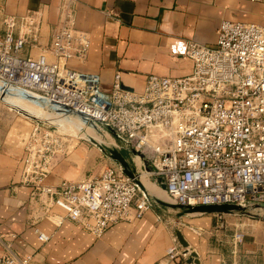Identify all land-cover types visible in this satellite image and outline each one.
Listing matches in <instances>:
<instances>
[{
	"label": "built area",
	"instance_id": "obj_1",
	"mask_svg": "<svg viewBox=\"0 0 264 264\" xmlns=\"http://www.w3.org/2000/svg\"><path fill=\"white\" fill-rule=\"evenodd\" d=\"M74 2L61 6L49 47L37 58L22 52L29 44L39 45L42 14L4 18L0 99L30 100L58 117L78 116L85 125L111 132L118 149L136 153L173 205L264 210V26L224 21L216 43L187 42L190 75H149L143 90L135 91L124 87L118 74L106 91L100 76L70 65L85 62L91 49L90 35L77 28ZM51 127L36 122L24 140L21 160L23 183L48 212L56 206L101 237L115 225L135 223L155 210L157 201L138 184L136 168L134 178L115 164L94 178L49 184L55 155L64 151ZM39 240L49 237L39 233ZM232 240L237 248L245 234L237 230ZM187 255L175 245L167 260L181 263ZM0 264L31 263L29 257L0 255Z\"/></svg>",
	"mask_w": 264,
	"mask_h": 264
},
{
	"label": "crops",
	"instance_id": "obj_2",
	"mask_svg": "<svg viewBox=\"0 0 264 264\" xmlns=\"http://www.w3.org/2000/svg\"><path fill=\"white\" fill-rule=\"evenodd\" d=\"M65 1L0 0V39L6 16L40 12L43 28L39 45L29 44L22 52L24 57H39L49 47L52 28L59 21ZM74 1L77 28L90 35L91 49L85 62L72 61L70 65L79 72L100 76L106 91L112 88L118 74L124 87L135 91L143 90L149 75H190L193 62L185 55L187 42L216 43L218 28L224 21L264 26V2ZM10 107L0 103V255L29 257L31 264H190L189 254L181 263L167 260L169 249L175 245L185 252L175 235L180 230L198 264H242V256L225 252L215 242L217 237L220 240L227 236L221 229L223 219L215 214L183 217L157 203L155 210L140 221L119 223L98 237L71 221L62 209L53 206L48 212V206L36 200L31 187L23 183L21 169L24 140L36 124V117L25 113L19 118ZM78 146L64 147L73 156L58 164L49 184L88 179L89 168L77 169L75 159L89 154L90 146ZM127 161L140 174L142 163L134 152ZM198 230L208 233L200 235ZM39 233L46 234L49 240L41 242Z\"/></svg>",
	"mask_w": 264,
	"mask_h": 264
},
{
	"label": "rangeland",
	"instance_id": "obj_3",
	"mask_svg": "<svg viewBox=\"0 0 264 264\" xmlns=\"http://www.w3.org/2000/svg\"><path fill=\"white\" fill-rule=\"evenodd\" d=\"M0 103L8 105V107L11 106L10 108L18 112L19 118L23 117L22 115H25V113H29L36 117L35 118L36 122L43 121V122L51 123L52 127L49 129V132L52 134L53 138H58L64 144V147L65 146L73 147V145L76 143H78L79 145L77 148L90 146L91 152H89V154L87 155L83 154L82 157H78L75 159L77 162L76 163L77 169H81L82 167L83 170H86V168L87 169L89 168L87 172L88 179L99 176L107 167H109V164L112 165L116 164L112 160L111 153L109 150L111 149V150L120 151V149H118V146H120V144L118 141H116V139L114 138L111 132L104 129H96L89 125H86L87 127L77 126L78 129L77 131H71L69 124L72 123H68V124L66 123L67 125H65L64 122L62 121L63 119L66 118L57 117L55 115H49L47 111L39 108L34 102L30 100H23L9 96L6 97L5 99H0ZM71 117H76L80 119V117L78 116H71ZM65 122L68 121L66 120ZM103 147L107 149L103 150L102 149ZM68 151L69 150H67L66 152L65 151L59 152L55 155L53 171L61 161H68L70 157L73 156L72 153L69 154ZM94 151H97V154H95ZM121 154L123 155L124 158H126V160L130 159L132 156V152H128V151H122ZM141 170H140V174H141L140 177L147 178L150 185L151 183L154 184L151 185V187L153 189L156 188L163 195L162 197H159L150 190L149 193L151 192L150 194L152 195L155 194L162 201L173 205L169 200V198L167 197L166 192L163 191L161 187L155 184V181L151 177H149V175L146 173V170H142V171ZM141 178H140V182H142ZM170 208H171L170 209L171 212L176 211V212H180V214L184 213V215L179 214V216H183V217L187 215L202 216V214L198 215L199 214L198 212H188L185 209L180 210V209H174L172 207ZM215 215L216 218L222 217L223 219L222 222H224L225 224V228H223V231L227 234V236L222 237L220 240L217 237V240L215 242L221 245L220 247L224 249L225 252L232 253L234 256L236 255L238 257L242 256L241 257L242 264H264V210L259 209L258 207H251L246 210L231 211L229 213L215 214ZM203 216L204 217L208 216V214H203ZM237 230H240L245 234V240L244 242L239 243L237 245V248H235L234 241L232 240V235ZM197 233L200 235L204 233L207 234L208 231L198 230ZM213 237H215L216 239V236ZM246 244L249 245L248 246L249 248L247 249L244 248V245ZM248 249L251 251L250 253H248Z\"/></svg>",
	"mask_w": 264,
	"mask_h": 264
},
{
	"label": "water",
	"instance_id": "obj_4",
	"mask_svg": "<svg viewBox=\"0 0 264 264\" xmlns=\"http://www.w3.org/2000/svg\"><path fill=\"white\" fill-rule=\"evenodd\" d=\"M103 150H106L107 148L103 147ZM111 153V158L112 160L119 165L122 169L123 172L125 173V175H127L130 178H134L136 175V169L131 167V165L129 164V162L126 160V158L123 157V155L121 154L120 151L117 150H109ZM134 154L136 155V153L134 152ZM138 184L143 188L142 183L139 181ZM163 189H165V187H163ZM158 204L162 205V206H167V207H172L174 209H180V210H186L188 212H198V213H206V214H225V213H229L231 211H239L242 210L240 207L238 206H231V205H224V206H200V207H196V208H184L181 206H176V205H171L168 204L162 200H156ZM180 215H184V213H181ZM175 235L177 237V240L179 241L180 245L182 246V248L185 250L186 254H189V261L188 263L192 264V263H196L198 264V261H196V254L191 253L190 249H189V244L188 242L185 240L183 233L180 230H176L175 231Z\"/></svg>",
	"mask_w": 264,
	"mask_h": 264
},
{
	"label": "bare ground",
	"instance_id": "obj_5",
	"mask_svg": "<svg viewBox=\"0 0 264 264\" xmlns=\"http://www.w3.org/2000/svg\"><path fill=\"white\" fill-rule=\"evenodd\" d=\"M25 102V101H24ZM22 103V102H21ZM26 103H28V102H26ZM21 105V104H20ZM23 106V105H22ZM39 107V106H38ZM39 108H41V107H39ZM42 109V108H41ZM47 113H49V115H55V116H57L56 114H53V113H50V112H47ZM58 117V116H57ZM64 118H66V119H63L62 121L64 122V124L65 125H67L68 123H72V124H69V127H70V130L71 131H77L78 129H77V126H80V127H87L83 122H82V120L81 119H79V118H76V117H64ZM68 121V122H65V121ZM67 123V124H66ZM75 124V125H74ZM80 131V130H79ZM69 132V131H68ZM76 133V132H75ZM81 134V133H80ZM143 170V169H142ZM141 170V171H142ZM141 175V174H140ZM141 183H142V185L148 190H150L151 192H154L156 195H158L159 197H162V195L163 194H161L160 193V191H158L155 187V189H153L152 187H151V185H154V184H151L150 185V183H149V181H148V179L147 178H141ZM164 191V190H163ZM162 193H164V192H162ZM167 195V194H166ZM193 214V213H192ZM195 214V213H194ZM200 214V213H199ZM198 214V215H199Z\"/></svg>",
	"mask_w": 264,
	"mask_h": 264
}]
</instances>
